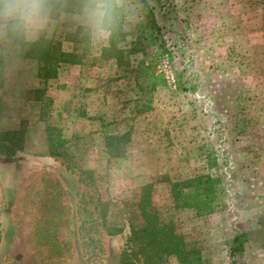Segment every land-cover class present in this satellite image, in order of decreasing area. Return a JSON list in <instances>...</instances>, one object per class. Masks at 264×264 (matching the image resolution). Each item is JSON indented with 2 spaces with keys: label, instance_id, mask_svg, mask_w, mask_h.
I'll return each instance as SVG.
<instances>
[{
  "label": "rangeland",
  "instance_id": "obj_1",
  "mask_svg": "<svg viewBox=\"0 0 264 264\" xmlns=\"http://www.w3.org/2000/svg\"><path fill=\"white\" fill-rule=\"evenodd\" d=\"M178 3L154 0L120 44L140 53L124 60L146 69L145 109L154 105L156 119L171 120L170 127L158 125L176 149L167 175L153 178V203L188 247L201 252L203 264H264V0ZM81 145L72 144L74 154ZM121 162L100 163L96 191L55 158L26 152L0 159V264H120L123 236L99 226L93 246L80 237L89 213L79 210V194L107 202L109 225L127 227L138 215L140 188ZM198 175L219 181L217 210L204 217L176 209L171 191L172 183ZM95 211L94 220H102ZM42 229L56 235L37 237ZM237 233L248 241L233 257ZM58 250L62 254L55 255ZM164 264L181 263L170 257Z\"/></svg>",
  "mask_w": 264,
  "mask_h": 264
},
{
  "label": "crops",
  "instance_id": "obj_2",
  "mask_svg": "<svg viewBox=\"0 0 264 264\" xmlns=\"http://www.w3.org/2000/svg\"><path fill=\"white\" fill-rule=\"evenodd\" d=\"M51 40L60 43L62 51L78 62L61 64L57 77L47 80L41 78V67L35 59L23 58L19 64L5 65L0 130H19L26 123L24 150L30 157L53 161L46 129L59 128L71 145L82 142L75 147V154L80 158L79 167L90 171L101 168L103 160L108 161L107 136L130 133L121 171L133 175L139 188L153 183L156 176L167 175L171 149L176 146L165 137L169 132L160 127H170L171 120L156 119L154 105L151 111L145 109V78L139 64L137 70L121 66L116 59L104 57L103 51L86 58L88 50L70 28Z\"/></svg>",
  "mask_w": 264,
  "mask_h": 264
},
{
  "label": "trees",
  "instance_id": "obj_3",
  "mask_svg": "<svg viewBox=\"0 0 264 264\" xmlns=\"http://www.w3.org/2000/svg\"><path fill=\"white\" fill-rule=\"evenodd\" d=\"M132 53H138V51H130L129 53L125 48H115V44H113L112 49L105 48L102 54L104 57L116 59L121 66L130 67L131 63L125 62L124 59L126 55ZM24 58L37 60L41 67V78L46 80L57 77L61 64L78 62L75 56L62 51L60 43H56L51 39L42 46L34 47ZM140 67L141 76L143 75L146 78V69ZM4 81L5 64L0 63V88L3 86ZM46 131L51 157L61 162V166L66 171L78 176L79 183L85 189L97 191L96 171L84 170L78 166L75 161L76 155L71 148V142L63 138L62 130L56 127H47ZM26 134V123H23L19 130H0V157L14 159L26 153V150H24L26 149ZM130 141V133L107 136L108 161L122 160L126 155L127 145ZM218 183L219 181L209 175H198L172 183L171 191L175 208L195 210L198 217L214 214L217 210ZM154 186V183H150L140 188V198L137 202L138 215L134 216V221L129 223L127 227L109 225L110 206L107 202H103L100 198L96 200L94 197L86 196L85 193L79 194L81 196L80 201L83 202L79 204L82 207L79 210L89 213V219L83 221L82 226L80 225V237L91 242L90 244L87 243L88 246L91 244L93 246L96 242L94 234L99 232V226L104 227L110 236H123L124 248L120 256V264H164L170 257L176 258L181 264H203L201 252L188 247L185 237L178 232L176 224L171 221L167 222L161 217L159 210L153 203ZM90 203H95V210L100 213L102 220H94L97 212L88 210L87 205ZM89 216L92 225L87 228L86 225L90 222ZM42 230H37V237H53L59 231L56 228L55 233L48 232V234H44V230ZM247 241V234L237 233L231 243V256L241 255ZM53 245L55 246V243ZM59 254H62V251H55V255ZM233 264L236 263L233 261Z\"/></svg>",
  "mask_w": 264,
  "mask_h": 264
},
{
  "label": "clouds",
  "instance_id": "obj_4",
  "mask_svg": "<svg viewBox=\"0 0 264 264\" xmlns=\"http://www.w3.org/2000/svg\"><path fill=\"white\" fill-rule=\"evenodd\" d=\"M154 0H0V63L22 62L34 47L70 28L92 58L119 49ZM178 6V0H176Z\"/></svg>",
  "mask_w": 264,
  "mask_h": 264
}]
</instances>
